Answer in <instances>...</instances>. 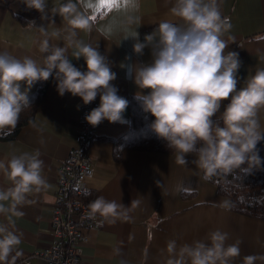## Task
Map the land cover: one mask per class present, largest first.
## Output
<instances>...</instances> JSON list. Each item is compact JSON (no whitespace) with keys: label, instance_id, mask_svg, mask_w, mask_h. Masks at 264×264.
<instances>
[{"label":"crops","instance_id":"0c3cea01","mask_svg":"<svg viewBox=\"0 0 264 264\" xmlns=\"http://www.w3.org/2000/svg\"><path fill=\"white\" fill-rule=\"evenodd\" d=\"M60 2L63 0H48V9ZM74 2L80 10L95 17L93 30L80 32L79 38L98 45V51L116 73L111 83L118 88V95L129 101L124 123L104 120L91 138L88 151L93 158V172L87 180L86 198L90 203L103 196L125 206H130L132 200L140 202L129 214L130 220H118L114 224L99 221L97 228L86 232L87 241L77 246L84 264H165L169 240H176L178 245L196 240L208 242V233L216 229L229 234L227 244L242 241L240 256L234 258L233 264H242L247 255L264 254V220L221 207L223 201L230 200L220 196L216 186L202 178V171L193 163L195 153L186 156V165L177 164L171 153L125 148L118 159L114 156L115 140L129 130L132 98L137 93L150 92L136 86L134 69L152 63V48L147 46L142 54H137L133 45L144 42L161 20L182 23L170 14L175 0H116L111 8L102 6L101 0ZM221 13L232 24L225 38L230 35L234 42L229 41L225 53H238L237 90H240L246 87V80L257 68H264V59H261L264 57V0H222ZM40 16L36 10L26 9L21 0H0V52L7 51L20 59L29 56L42 63L46 55L38 50L42 37L38 29L28 27V22L35 20L36 26L43 25L49 33L65 22L50 11L46 20ZM51 43L63 47V41L53 39ZM69 58L81 71L86 67L83 57L72 58L71 49ZM53 77L49 78L37 105L33 123L21 127L14 139H0V159L39 149L44 161L43 175L50 185L48 190L30 197L33 202L21 208L22 216L0 215V223L8 224L22 236L19 250L23 255L16 264H45L38 253L48 248L54 238L50 220L58 165L76 146L80 128L81 98L70 93L61 97ZM25 87L22 83L21 90ZM36 89L35 83L28 90V96ZM95 100L100 104L99 96ZM229 100L222 101L220 110L212 117L221 126L219 117ZM258 117L264 130V109ZM9 186L10 182L0 175V188Z\"/></svg>","mask_w":264,"mask_h":264},{"label":"clouds","instance_id":"9594fccd","mask_svg":"<svg viewBox=\"0 0 264 264\" xmlns=\"http://www.w3.org/2000/svg\"><path fill=\"white\" fill-rule=\"evenodd\" d=\"M21 2L26 9L39 12L41 20H46L50 11L65 23L49 33L43 25L36 26L35 20L28 22V27L38 29L42 37L38 41L39 52L46 54L42 63L29 56L20 59L7 51L0 52V136L12 135L20 114L30 107L28 90L38 81H48L53 74L61 97L70 93L88 105L99 96V106L85 116L89 125L96 127L104 120L124 123L129 101L118 95V88L111 83L116 73L98 51V45L79 38L80 32L93 30L91 16L80 10L74 0H63L50 10L48 0ZM221 2L175 0L170 14L182 23L161 20L144 42L133 45L137 54H142L147 46L152 48V63L134 69L136 86L150 89L147 95L137 93L135 99L144 113L154 117L149 126L151 132L166 143L179 165H186V156L195 153L193 163L203 172L204 180L237 169L250 174L262 163L257 144L264 140L258 117L264 109V68H257L246 80V87L237 90L240 61L238 53H225L234 37L225 38L232 24L230 18L222 16ZM53 39L63 41V47L51 43ZM70 49L72 58L83 57L86 71L73 65ZM22 83L26 86L24 91ZM229 98L219 117L221 126L212 117L220 110L221 102ZM40 157L36 149L0 159V175L10 182L9 187L0 188V215L22 216L21 208L33 202L30 197L50 188ZM245 164L247 167L242 168ZM139 203L132 200L130 206H125L99 196L88 204L87 218L99 217L101 223L109 224L127 221ZM220 206L231 208L227 200ZM228 239L227 232L216 229L208 233V242L196 240L178 245L176 240H169L165 264H233L234 258L240 256L242 241L227 244ZM21 243L20 234L0 223V264H16L23 255L19 250ZM257 261L264 264V254L247 255L242 264Z\"/></svg>","mask_w":264,"mask_h":264},{"label":"built area","instance_id":"2783aa9c","mask_svg":"<svg viewBox=\"0 0 264 264\" xmlns=\"http://www.w3.org/2000/svg\"><path fill=\"white\" fill-rule=\"evenodd\" d=\"M83 68L82 71H86ZM99 103L94 100L84 105L81 99L80 128L76 146L58 165L56 191L50 230L51 245L38 253L45 264H84L77 253V246L87 241L86 232L99 226L97 219L87 218V180L93 172V158L88 151L96 127L89 125L85 116Z\"/></svg>","mask_w":264,"mask_h":264},{"label":"trees","instance_id":"16d2710c","mask_svg":"<svg viewBox=\"0 0 264 264\" xmlns=\"http://www.w3.org/2000/svg\"><path fill=\"white\" fill-rule=\"evenodd\" d=\"M48 82L49 80L36 82V91L28 96L30 107L24 109L20 114L19 122L12 135L0 136V139L5 141L14 139L21 127L32 121ZM153 120L154 117L150 113L143 112L140 102L132 98L130 102L129 130L114 142V156L116 159L120 157V152L125 148L171 153L166 147V143L151 132L149 126ZM257 148L262 160L259 169H253L250 174H245L237 169L232 173H222L206 181L216 186L217 193L220 196L230 200L231 211L264 220V140L257 144ZM241 167H247V164ZM87 201L89 202V199Z\"/></svg>","mask_w":264,"mask_h":264},{"label":"snow or ice","instance_id":"6c2138e0","mask_svg":"<svg viewBox=\"0 0 264 264\" xmlns=\"http://www.w3.org/2000/svg\"><path fill=\"white\" fill-rule=\"evenodd\" d=\"M116 2V0H101V4L104 7H108L111 8L112 5ZM118 6V5H117ZM93 20L95 19V17H91Z\"/></svg>","mask_w":264,"mask_h":264}]
</instances>
